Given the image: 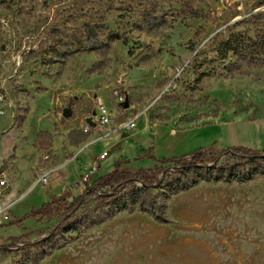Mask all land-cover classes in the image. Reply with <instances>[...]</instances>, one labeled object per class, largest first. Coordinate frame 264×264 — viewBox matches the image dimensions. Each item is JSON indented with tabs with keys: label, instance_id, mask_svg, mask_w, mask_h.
<instances>
[{
	"label": "rangeland",
	"instance_id": "1",
	"mask_svg": "<svg viewBox=\"0 0 264 264\" xmlns=\"http://www.w3.org/2000/svg\"><path fill=\"white\" fill-rule=\"evenodd\" d=\"M262 26L264 0H0L1 238L11 247L0 264H264V177L200 182L168 198V223L120 213L66 242L32 243L58 216L29 214L63 192L70 201L88 173L118 160L158 165L134 159L148 148L156 158L264 150V66L226 78L233 56L217 54L229 33ZM99 104L110 124L81 131Z\"/></svg>",
	"mask_w": 264,
	"mask_h": 264
},
{
	"label": "trees",
	"instance_id": "2",
	"mask_svg": "<svg viewBox=\"0 0 264 264\" xmlns=\"http://www.w3.org/2000/svg\"><path fill=\"white\" fill-rule=\"evenodd\" d=\"M192 13L198 16L197 10H192ZM217 54L222 59L228 54L233 56L224 67V77L251 74L252 67L264 66V26L254 37L240 30L229 33L218 42ZM44 133L49 132L44 130L39 134ZM211 152V147H199L188 154L156 158L148 148L134 159H152L158 163L152 168L140 167L130 171L122 167L123 163L129 162L124 159L116 161L111 170L96 177L91 171L82 182L83 190L70 201L63 192L29 213L47 218L58 216L57 223L48 234L32 243L47 241L56 233L69 234L64 242L71 241L83 230L120 213H148L158 223L165 224L169 222L166 208L171 195L200 182L240 184L264 177V150L230 146L217 155ZM222 153L225 157L220 159ZM154 189L158 190L156 194L152 193ZM86 198L92 201L91 206L84 204ZM82 216L86 218L80 220ZM0 249L7 251L11 247L1 244ZM37 260L33 259L34 262Z\"/></svg>",
	"mask_w": 264,
	"mask_h": 264
},
{
	"label": "built area",
	"instance_id": "3",
	"mask_svg": "<svg viewBox=\"0 0 264 264\" xmlns=\"http://www.w3.org/2000/svg\"><path fill=\"white\" fill-rule=\"evenodd\" d=\"M94 121L98 125H107L110 124L111 115L109 110L106 108L105 105L99 104L97 106V109L94 113ZM135 126V117L128 118L124 123L123 127L127 130L132 129ZM91 128V125L86 121V119L81 124V130L83 132L89 131ZM106 156V151H103L100 153L99 158H103ZM1 184H4V180H0ZM10 221V215L8 210H3L0 208V245L2 244V238H1V228Z\"/></svg>",
	"mask_w": 264,
	"mask_h": 264
},
{
	"label": "water",
	"instance_id": "4",
	"mask_svg": "<svg viewBox=\"0 0 264 264\" xmlns=\"http://www.w3.org/2000/svg\"><path fill=\"white\" fill-rule=\"evenodd\" d=\"M124 106H127V102L124 103ZM71 113V110L69 108H66L62 111V115L63 116H69ZM86 121L90 124V125H94L95 124V121L92 120L91 117H87L86 118Z\"/></svg>",
	"mask_w": 264,
	"mask_h": 264
},
{
	"label": "crops",
	"instance_id": "5",
	"mask_svg": "<svg viewBox=\"0 0 264 264\" xmlns=\"http://www.w3.org/2000/svg\"><path fill=\"white\" fill-rule=\"evenodd\" d=\"M94 121V120H93ZM96 125H98L96 122H95V124L94 125H91V128L93 129ZM82 131V130H81ZM105 133H107V131L105 132ZM99 135H96L95 137H93V138H91V139H94V138H96V137H98ZM90 139V140H91ZM89 140H86L85 142H84V144H86V142H88ZM68 146H69V148L71 149L70 150V153H71V151H72V149H74V148H79V147H76V142L75 141H71L70 143H68ZM103 152V150L101 151V153ZM72 154V153H71ZM72 156V155H71ZM11 228V227H10Z\"/></svg>",
	"mask_w": 264,
	"mask_h": 264
}]
</instances>
